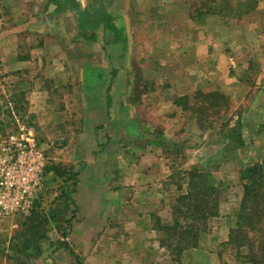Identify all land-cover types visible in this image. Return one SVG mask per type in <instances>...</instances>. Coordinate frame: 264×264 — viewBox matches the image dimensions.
Returning a JSON list of instances; mask_svg holds the SVG:
<instances>
[{"label": "crops", "instance_id": "crops-1", "mask_svg": "<svg viewBox=\"0 0 264 264\" xmlns=\"http://www.w3.org/2000/svg\"><path fill=\"white\" fill-rule=\"evenodd\" d=\"M5 1L0 76L8 84L31 79L24 88L40 125L31 124V133L39 140L48 131L43 149L54 154L45 171L72 173L78 209L66 236L79 260L82 254L85 264H252L221 256L238 208L217 216L180 260L163 241L197 146L196 120L177 99L191 103L199 90L237 98L252 90L244 107L261 117L255 105L264 91V0L229 18L212 0ZM254 61L259 69L250 79L246 63ZM255 118L251 124L264 121ZM51 138L61 141L59 150L46 151ZM71 249L56 250V264H71L64 260ZM45 258L43 264L54 263Z\"/></svg>", "mask_w": 264, "mask_h": 264}, {"label": "rangeland", "instance_id": "rangeland-1", "mask_svg": "<svg viewBox=\"0 0 264 264\" xmlns=\"http://www.w3.org/2000/svg\"><path fill=\"white\" fill-rule=\"evenodd\" d=\"M0 2L3 3L4 7H10L7 6L8 4H6L7 2L5 0H0ZM210 4H213L214 8L218 9L217 11L220 10L224 12L227 18H229L249 8L253 4V0H212ZM8 13L9 11L5 12V15ZM7 18L10 19L8 15L5 20ZM16 22L20 23V26L22 23H26L22 15L18 16ZM19 32L22 33V30ZM251 45L252 42L249 37V40L246 42L247 51H251ZM253 46L257 47L258 45L256 43V45ZM248 65L250 79H252L254 71L259 69V65L256 61L250 62L249 64L246 63V66ZM20 78L21 76L19 75L17 79ZM7 79V77L3 79V75L0 76V140H2V138L4 139V137L7 136L6 134L15 133L17 136H21L23 133L22 131L31 132V124L36 126V128L40 126L35 124L38 117L37 112L34 111L32 108L33 106H31V90L24 88L29 85L31 87V79L24 76V80H18L17 84H15V82L8 84L10 80ZM164 85H168L166 80L163 81V86ZM227 95L231 100L229 109H223L219 115L212 114V116L203 123H198L197 112L194 108L189 109L188 113H186L190 118H195L197 127L195 131V136H197L195 142L197 146L192 152V154L195 155V159L194 162L190 160L188 165H190V167L195 165L196 167L211 171L219 182L217 184L221 187V192H219L217 196L218 203L220 204V213L209 217L207 222L199 223V229H205L208 232L212 229V226L215 225L217 216H232L233 213L236 214V208H238L239 201H241L243 195V183L240 182L241 170L247 166L253 165L257 161H264V121L258 124H251V118L255 117L253 115L251 116L249 107H244V103H247L246 101L250 100L254 95L252 90L249 92L244 91V93L237 95L238 98L234 93ZM244 96L245 98L243 99ZM257 99L259 105H255V110H259V116L261 117H256L255 119L261 118L262 120V117H264V91L257 95ZM191 101V105H193V103L199 100L193 97ZM242 117H244V120ZM238 120H241V125L237 130L241 132L244 138L245 143L243 145H239V140V142L236 141L238 134H229L232 133L230 130L237 124ZM210 121L212 122L210 123ZM227 121H229L228 126H224ZM202 124L204 126L207 125V127H202ZM36 128L33 127L34 133L37 131ZM202 128H206V134H200V130H203ZM49 134L48 131L40 134L39 141L41 144H43V142L45 143V139H49ZM53 134L56 135L57 133L54 131ZM66 135L67 133L65 132L63 137H66ZM51 139H53V142L49 141L51 148L46 151L59 150L58 147L61 145L57 147L56 143L61 141L54 140L55 138ZM63 141V143L67 142L66 140ZM236 145H239L238 148H236ZM41 146L45 148L44 144ZM185 153L187 152H181L178 160L180 159L182 161L183 158H185L182 156H186ZM52 155L54 157V154ZM179 175L176 176L180 178ZM63 177L64 175L49 170L45 174L46 183H44V185L46 189L43 195L44 197L42 198V209L46 211L45 216L41 215L40 219L31 218L32 213L23 216L18 214L5 217L0 216V264H43L47 254H49L54 261L53 264H56L55 258L52 256L56 250L61 246H65L64 243H67L69 248L73 249L66 235L73 231V222L76 217L75 212L78 209L76 205V186L74 183H64ZM178 184L181 186L186 185V191L183 192L185 194L191 190V185H189V183ZM210 201L213 203L216 202V200ZM177 207H180L182 211L177 210ZM185 208L186 206L182 203H174L169 210L173 215V222L164 225V241L166 245L168 244L171 246L169 247L167 245L173 251L175 260H180L184 256L183 252L193 247V243L196 240L198 244L201 241V234L195 239L193 236L197 235L193 231L188 230L189 225L196 222V220L192 219L189 213H186ZM173 210H175V214ZM24 217L27 219L25 225L22 226L21 223L25 219ZM175 219L178 220V223H175ZM14 220H16L15 223L13 222ZM180 229L186 231L184 238L180 232H177ZM221 244V256L223 261L239 260L237 259L235 247H232L226 242ZM27 245L29 249H27ZM42 250H45L46 253L43 254ZM244 250L247 251L246 248H244ZM65 253L67 257V259H64L65 261L70 260L69 262L71 264H78V261L76 262L75 259H73V255H71L68 250H65ZM80 256L83 258V262L80 261L79 264H85L84 258L86 255L81 254ZM57 259L59 261L63 260L60 254L57 256Z\"/></svg>", "mask_w": 264, "mask_h": 264}, {"label": "trees", "instance_id": "trees-1", "mask_svg": "<svg viewBox=\"0 0 264 264\" xmlns=\"http://www.w3.org/2000/svg\"><path fill=\"white\" fill-rule=\"evenodd\" d=\"M194 98L199 101L193 103V105L189 102L188 96H181L177 100L184 109H195L198 123L205 122L212 114L219 115L223 109L228 110L231 103L230 97L218 90L206 92L199 90L195 93ZM228 124L229 121L224 126H228ZM240 125L241 120H238L237 124L230 130L232 133L229 134H238L236 141L239 140V145H243L245 143L244 138L241 132L237 130ZM202 127H207V125ZM239 145H236V148ZM57 172H60V170L58 169ZM188 176L191 190L186 194H180L176 202L185 205L186 213H189L192 219L196 220V222L189 225L188 230L193 231L197 235L193 237L197 239L199 234L206 231L205 229H202L203 231L199 229V223L207 222L209 217L220 213V204L217 196L221 192V187L217 184L219 182L214 174L204 168L193 166L188 171ZM241 180L243 182V195L236 214L235 225L231 227L226 243L235 247L237 259L252 264H264V161H257L253 165L242 169ZM210 200H216V202L213 203ZM38 206L37 209L32 211L33 216L31 214V218L33 217V219H40L41 215H46V211L40 205ZM177 210L182 211L180 207H177ZM173 213L175 214V210H173ZM26 219L25 217L22 221V226L25 225ZM175 223H178L177 219H175ZM180 230L177 232H180L184 238L186 231ZM164 243L166 245V242L163 241ZM64 245L69 247L67 243H64ZM197 245L196 240L193 246ZM168 246L171 247L170 245ZM27 249H29L28 245ZM71 253L75 255L79 264V255L73 249H71Z\"/></svg>", "mask_w": 264, "mask_h": 264}, {"label": "built area", "instance_id": "built-area-1", "mask_svg": "<svg viewBox=\"0 0 264 264\" xmlns=\"http://www.w3.org/2000/svg\"><path fill=\"white\" fill-rule=\"evenodd\" d=\"M7 134L0 140V216L28 215L40 205L45 193V169L49 156L31 132ZM72 183L71 174L63 177ZM42 194V195H41Z\"/></svg>", "mask_w": 264, "mask_h": 264}]
</instances>
